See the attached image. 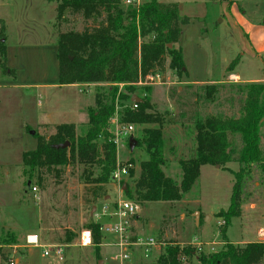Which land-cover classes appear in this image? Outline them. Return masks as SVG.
I'll list each match as a JSON object with an SVG mask.
<instances>
[{
	"label": "rangeland",
	"instance_id": "rangeland-1",
	"mask_svg": "<svg viewBox=\"0 0 264 264\" xmlns=\"http://www.w3.org/2000/svg\"><path fill=\"white\" fill-rule=\"evenodd\" d=\"M58 1L0 0V19H4L6 24V45L8 40L11 51V62L8 65L7 58V65L13 70V74L0 75L3 78L0 84H4L0 87V264H10L15 257L29 254L31 247L25 242V234L28 233H37L43 240V247L35 248L36 251L28 255V264H122L118 258L121 250L115 245L117 238L114 234L102 229L103 241L99 248L95 247L93 240L91 244L82 243V234L89 230L87 225L92 220L102 225L118 220V217L111 218L110 213L121 199L140 206V214L135 219L139 220V235L153 236L166 246L172 242L191 244L202 241L207 253L223 249L225 241L221 227L224 219L218 216V212L227 210L231 204L233 175L229 171L220 166H202L196 184L179 201L139 202L136 198L135 181L141 172V162L148 158L146 145L141 139L143 129L158 127V124H134L131 136L113 140L117 148V165L131 163L134 175L128 174L120 182L108 179L104 190H98L97 195V185L87 183V178L100 176L98 165L83 164L77 159L50 171L44 169L42 174L23 165V153L35 150L39 144L35 133L41 132L40 135L49 138L56 131V125L38 129L41 123L46 122L48 111L58 113L55 121L63 123V117L70 118L79 107H95L97 91L109 94L117 88L118 120L122 119L123 109L131 106L129 100L121 99L122 94L149 98L153 111L163 114L166 161L163 169L168 176L180 182L183 175L180 161L195 155V118L220 113L238 115L239 102L228 100L230 96H237V89L232 84L246 83L242 79H224L220 82L223 87L219 99L215 103H205L201 96L202 86L206 83H189L185 74L179 77L168 68L167 59L164 72L153 74L151 82L133 84V90L127 91L125 84L62 86L57 78L54 80L59 68V34L70 30L83 31L94 26L95 22L81 14L68 12L59 21L57 11L52 13L51 9V2L58 5ZM147 1L150 0H133V4L122 0V3L124 6H137V2ZM161 1L181 3L184 11L195 15L184 25L180 39L191 80H219L237 57H241V62L236 70L243 79L261 77L264 63L257 53L264 40V0ZM203 1L209 2L208 18L197 17L202 11ZM220 9H224V14L218 17ZM49 29H54L57 38ZM41 76L45 79L43 81L57 86L13 87L34 83ZM132 101L138 102L136 99ZM85 118L87 122L76 124L78 135L87 129L88 114ZM77 119L83 121L82 117ZM109 131L114 139L117 131L115 121H110ZM235 142L239 148V137H235ZM261 146L264 150V126L261 129ZM227 166L234 170L239 168L235 162ZM39 175L42 183L38 182ZM30 186L37 187L38 199ZM243 199L241 216L233 217L227 227L228 239L237 243L264 239L259 235V230L264 228V174L257 165H252L244 177ZM196 209L200 212L198 221L194 214ZM132 231L135 233L136 229L133 227ZM206 241L214 249L206 245ZM57 245L63 248V260H59L52 250ZM44 248L51 250L50 256L44 254ZM135 255L138 260L139 252ZM19 264L24 263L21 260ZM189 264L199 262L193 257Z\"/></svg>",
	"mask_w": 264,
	"mask_h": 264
},
{
	"label": "trees",
	"instance_id": "trees-1",
	"mask_svg": "<svg viewBox=\"0 0 264 264\" xmlns=\"http://www.w3.org/2000/svg\"><path fill=\"white\" fill-rule=\"evenodd\" d=\"M215 1V0H208ZM81 14L95 24L83 31L61 32L57 42L59 83L68 84H125L126 90H133V84L147 76L164 72L167 59L168 68L179 77L186 74L183 50L179 43L183 26L191 21L181 16L179 4L150 0L137 6H124L122 0H59L57 19L66 13ZM6 25L0 19V75L13 70L7 65ZM171 44V46H170ZM240 57L227 67L229 73L238 66ZM223 83H206L202 86V101L215 103L221 94ZM237 96L228 101L239 102L238 115L211 114L205 118L196 117L195 155L180 161L182 179L177 182L163 169L164 138L163 114L153 111L149 98L137 102L138 107L128 106L122 111V121L139 125L158 124L145 127L141 136L146 145L148 158L141 162V172L135 181V195L139 202L179 201L196 184L201 167L220 166L233 175L231 204L227 210L218 212L224 219L221 235L225 247L212 253H196L199 264H264V242L252 241L244 245L235 244L227 237V227L233 217L242 214L244 177L252 165H257L264 174V150L261 146V129L264 126V81L232 84ZM117 88L109 94L96 92L95 107L89 108L87 129L77 134L75 123L56 125V131L49 138L35 133L39 144L35 150L23 153V165L42 174L58 166L67 165L71 160L83 164L98 165L101 174L97 178L88 177L87 183L104 190V183L111 179L117 166V148L109 131L115 116ZM121 99L132 102V96L122 94ZM235 137L241 146L236 148ZM70 142L69 147L56 148L55 144ZM238 164V170L227 166ZM130 175L134 170L130 169ZM30 182V181H29ZM39 183L43 180L39 175ZM31 187V186H30ZM96 187V186H95ZM131 196V193H128ZM102 224L92 220L87 228L91 231L93 244L99 248L103 241ZM176 243V244H175ZM193 256V248L182 250ZM181 252L179 243L165 246L159 261L163 264H181L177 256Z\"/></svg>",
	"mask_w": 264,
	"mask_h": 264
},
{
	"label": "built area",
	"instance_id": "built-area-1",
	"mask_svg": "<svg viewBox=\"0 0 264 264\" xmlns=\"http://www.w3.org/2000/svg\"><path fill=\"white\" fill-rule=\"evenodd\" d=\"M127 4H133V0H126ZM153 75L147 76L144 80H140L139 82H151L153 81ZM230 79H234L230 77ZM132 108H137V102H131ZM116 124V134L115 141L127 137L134 130L133 123H124L122 120H118V112L111 119ZM131 136V135H130ZM129 136V137H130ZM132 168V164H119L111 173V179L117 182L122 181L124 176L130 174V169ZM31 190L34 193L36 199L38 196L36 194L37 187L32 186ZM140 213V206L137 203L127 200H119L117 203V207L110 213L111 217H118V220L114 223L104 224L101 227V230L104 229L109 233H112L116 236L117 241L115 245L120 248V253L118 258L122 262V264H163L159 261L160 255L162 253L163 248L166 246L165 243L160 242L157 238L153 236H142L135 235L132 231V222L136 216ZM259 235L264 236V228L259 230ZM92 236L91 231L87 230L82 234V243L87 245L91 244ZM174 243V242H173ZM26 244L28 246L41 247V238L37 233L29 234L26 238ZM176 244V243H175ZM203 242H194L189 244H179L181 252L178 254L177 259L181 264H189L190 260L195 257L196 253H207L204 249ZM209 245L211 249H214L210 243H206ZM184 248H193L194 254L193 256L186 255L182 250ZM55 253V256L59 260H63V248L60 245H57L52 249ZM139 252L140 258L135 260V253ZM44 254L46 256L51 255V250H44ZM10 264H16L15 260H11ZM171 264V263H169Z\"/></svg>",
	"mask_w": 264,
	"mask_h": 264
},
{
	"label": "crops",
	"instance_id": "crops-1",
	"mask_svg": "<svg viewBox=\"0 0 264 264\" xmlns=\"http://www.w3.org/2000/svg\"><path fill=\"white\" fill-rule=\"evenodd\" d=\"M218 1H221V0H218ZM141 3H143V2H137L136 4H141ZM225 3H228V2H225ZM224 3V4H225ZM51 4H52V7H51V9H52V13H54L55 11H57L56 9H57V4L56 3H54V2H51ZM179 13H180V15L181 16H188V17H190L191 18V20L193 19V17L195 16L194 15V13H188L187 11H184L185 10V8H183V6L184 5H181V3H179ZM202 11H201V13H198L197 14V17L198 18H200V17H202V18H208L209 17V15H210V13H209V2H207V1H203L202 2ZM224 9H225V7H224ZM224 9H222V11H221V9L218 11V13H217V16L219 17V16H221V13H223L224 14ZM192 14V15H191ZM193 16V17H192ZM1 20H3L4 21V19H1ZM222 20V19H221ZM191 22V21H190ZM6 25V24H5ZM8 25H9V23H8ZM8 25H7V27H8ZM184 27L185 26H183V29H184ZM50 31H51V29H49ZM51 35L52 36H54V37H56L57 38V34L54 32V29H52V31H51ZM181 39V38H180ZM58 42V41H57ZM179 46L182 48V46L180 45V41H179ZM183 50V49H182ZM183 54H184V61H185V53H184V51H183ZM257 56L259 57V59H261V62H263L264 63V40H263V42L261 43V45H260V48H259V51H258V53H257ZM7 58H8V65H10V62H11V51H10V46L8 45V40H7ZM240 62H241V57H240V61H239V64H240ZM186 63V62H185ZM58 67H59V64H58ZM186 69H187V74H185L184 76L187 78V81L189 82V83H192V84H194V83H216V82H222V80H224V79H230V77H233V78H235V80H238V79H242V81H244V82H263L264 81V71H263V73H262V75H261V77H258V78H256V79H243L242 78V76H241V74L236 70V68L234 69V71L233 72H231V73H229L228 71H227V69H226V72H225V74H224V77H222L221 79H219V80H216V79H212V80H199V79H197V80H191L190 78H189V75H190V70L188 69V66L186 67ZM263 70H264V68H263ZM56 72H58V76L56 77V75L54 76V80H56V78H57V80H58V82H59V68H58V70H56ZM56 74V73H55ZM227 75V76H226ZM226 76V77H225ZM0 79H3V78H0ZM42 80V81H41ZM43 80H45L44 79V77L43 76H41V79L40 80H38V81H36V82H34V83H28V84H18V85H13V87H22V86H35V85H37V86H42V87H49V86H57V84L56 83H52V84H48L47 83V81L45 82V81H43ZM15 84V83H14ZM60 84V83H59ZM78 83H74V84H68V85H77ZM4 85V84H3ZM3 85H1L0 84V87H2ZM61 85V84H60ZM81 85H84V84H81ZM62 86H64V85H62ZM89 108H92V106H89V107H87V108H81V107H79L78 108V110H77V112L76 113H73V115H71V117L70 118H66V117H63L64 118V120L65 121H63V123H75V124H79V123H85V122H87V119L85 118L86 117V115L88 114V110H89ZM55 115H58V113H55L54 111L52 112V111H48V113H46L45 114V118H46V122H43V123H41L39 126H38V129L40 128V127H42V126H47V125H58V124H61V123H56V121H55ZM80 117H82L83 118V121H81L80 119H77V118H80ZM89 117V116H88ZM66 118V119H65ZM76 118V119H75ZM76 120H78V121H76ZM40 134H42L41 132H40ZM205 166V165H204ZM214 167H217V166H214ZM218 168V167H217ZM220 169V168H219ZM201 171H202V167H201ZM197 210L198 209H196L195 210V212H194V214L197 212ZM140 214V213H139ZM139 216V215H138ZM138 216H136L135 217V219L136 218H138ZM111 217V216H110ZM111 218H114V217H111ZM133 220V222H132V225H133V227H134V229H136V231H135V235H139V231H138V227H139V224H137V223H139V220ZM132 227V228H133ZM29 234H33V233H28V234H25V242H26V238H27V236L29 235ZM40 238H41V236H40ZM230 241V240H229ZM253 241H263L264 242V239H262V238H259V239H257V240H253ZM200 242H202V241H200ZM207 242V241H206ZM230 242H232V243H235V244H241V245H244V244H246V243H248L249 241H244L243 243H237V242H234V241H230ZM250 242H252V241H250ZM207 243H209V242H207ZM222 244L224 243L223 241L221 242ZM27 245V244H26ZM41 247H35V246H29V247H31V249H29V254H25V255H22V256H17V257H15V263L16 264H19V263H21V260H22V263H24V264H28V262L30 261V259L28 258V255H30L32 252H35L36 251V249L35 248H42L43 247V240H42V238H41ZM28 246V245H27ZM44 250H46L45 248L43 249V252H44ZM135 260H136V257H135Z\"/></svg>",
	"mask_w": 264,
	"mask_h": 264
},
{
	"label": "water",
	"instance_id": "water-1",
	"mask_svg": "<svg viewBox=\"0 0 264 264\" xmlns=\"http://www.w3.org/2000/svg\"><path fill=\"white\" fill-rule=\"evenodd\" d=\"M170 46H171V44H170ZM134 99H136L138 102L139 101H141V98H139V97H137V96H135V97H133L132 98V100H134ZM33 134L35 133V132H32ZM132 142H133V139H132V137H131V140H130V144L132 145ZM70 145V142H65V143H60V144H55L54 145V147H56V148H66V147H68ZM218 167V166H217ZM28 185H30V182L28 183ZM199 215H200V212H196L195 213V217H196V219H197V221H198V219H199Z\"/></svg>",
	"mask_w": 264,
	"mask_h": 264
}]
</instances>
